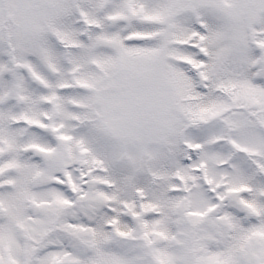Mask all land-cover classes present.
I'll return each mask as SVG.
<instances>
[{"label":"snow or ice","instance_id":"snow-or-ice-1","mask_svg":"<svg viewBox=\"0 0 264 264\" xmlns=\"http://www.w3.org/2000/svg\"><path fill=\"white\" fill-rule=\"evenodd\" d=\"M0 264H264V0H0Z\"/></svg>","mask_w":264,"mask_h":264}]
</instances>
